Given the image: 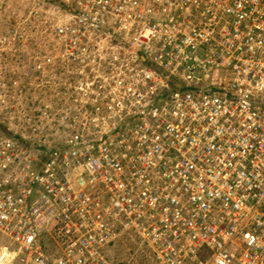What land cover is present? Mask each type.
Returning <instances> with one entry per match:
<instances>
[{"label":"built area","instance_id":"obj_1","mask_svg":"<svg viewBox=\"0 0 264 264\" xmlns=\"http://www.w3.org/2000/svg\"><path fill=\"white\" fill-rule=\"evenodd\" d=\"M59 64L94 110L62 108L44 160L23 89ZM122 235L146 264H264V0H0V264H122Z\"/></svg>","mask_w":264,"mask_h":264},{"label":"rangeland","instance_id":"obj_2","mask_svg":"<svg viewBox=\"0 0 264 264\" xmlns=\"http://www.w3.org/2000/svg\"><path fill=\"white\" fill-rule=\"evenodd\" d=\"M25 23L26 24L24 26L20 21H15L10 16L5 21V27L7 28V26H9V28H19L23 31L37 33L45 31V27L41 24L40 26H43V28L38 29L34 24L29 21ZM49 41L54 40L49 37L47 40H44V43H49ZM147 57L150 58V55L147 54L145 58ZM59 65L56 66L57 69L51 72L53 76L52 83L50 84L51 86L49 85L44 88L38 87L37 89H23L24 91H26V100L24 102V105L27 108L30 106L35 107L32 111L34 120H25V122L28 124L25 126L26 128L32 127L34 128V130H30V132L29 130H27V138H24L22 136L17 138L19 139V142L23 143L27 150L30 151V149H32L34 152L37 151L43 157V159L45 158L44 160H47V156L51 153L62 157V154L65 151V146L63 144L61 145V143H64L62 140L65 139L66 134L63 133V128H66V126L62 125V118L59 114L60 110L64 108V110L70 111L71 116H78L79 113L83 115H88L92 110H94V108L90 106H88L90 107L89 112H83L81 111L82 109L79 111L76 108L80 105H77V103H73L72 99L78 91H76V89L74 88L75 85L69 81V79L71 78L68 77V72H65L66 70H75V68L72 66L66 67L65 65L64 67H62V65ZM43 90L47 91H45L44 93ZM68 92L69 99H67ZM33 95L37 97V101L35 103L31 101V96ZM71 116H69V118H71ZM71 122L72 120L70 121V125L68 124L69 128L71 127ZM79 132L80 131L76 133ZM80 136L85 137L84 134H81ZM47 149L50 150L51 153L47 152ZM74 162L75 159L72 161V163ZM86 175L89 174H84V176ZM92 192L99 202H103L105 200V195H107L106 192L102 193L101 188L93 190ZM53 234L55 235L56 233L53 232ZM117 239L118 240L116 243V247H114L113 250L114 252H117L116 254L120 257V262L122 264H127L129 259L131 260L132 264H146L148 260L149 248L140 245V241L137 237H135V239L134 237L125 238L122 235L120 238Z\"/></svg>","mask_w":264,"mask_h":264}]
</instances>
